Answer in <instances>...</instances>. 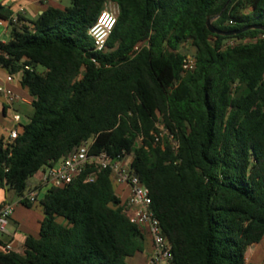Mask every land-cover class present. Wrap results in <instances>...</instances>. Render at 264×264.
Returning a JSON list of instances; mask_svg holds the SVG:
<instances>
[{"label":"trees","instance_id":"1","mask_svg":"<svg viewBox=\"0 0 264 264\" xmlns=\"http://www.w3.org/2000/svg\"><path fill=\"white\" fill-rule=\"evenodd\" d=\"M227 1L71 0L19 27L0 0L12 26L0 65L34 97L14 143L0 139V190L43 210L37 235L22 253L0 250V264H129L145 251L109 170L26 198L35 174L88 140L91 154L132 156L175 264H245L264 238V29L224 36L207 21L222 32L264 27V0H232L215 19ZM110 2L117 24L97 52L89 31ZM184 43L195 49L192 71ZM159 122L177 150L156 140Z\"/></svg>","mask_w":264,"mask_h":264},{"label":"built area","instance_id":"2","mask_svg":"<svg viewBox=\"0 0 264 264\" xmlns=\"http://www.w3.org/2000/svg\"><path fill=\"white\" fill-rule=\"evenodd\" d=\"M46 1L51 2L55 0ZM112 6L116 8L113 9ZM118 15V6L112 2L108 3L97 23L90 29L89 35L93 40L95 51L104 52L107 49L108 41L117 24ZM11 21L13 23H18L19 19L15 17L12 18ZM147 44V41H145L137 45L135 47V52L140 51L142 47ZM195 65L196 58L194 54L187 55L184 60V70L192 71ZM0 68H2L1 65ZM26 68L29 69V67ZM16 75L17 74L7 73L5 83L15 82ZM20 79L21 78L18 77L19 82ZM5 83L0 84V95L6 99L7 104L13 105L25 101ZM14 123V127L10 129L7 138H5V147L14 143L20 135L22 125L18 116L14 117ZM157 126L159 134L156 135V140L162 141L164 137H167L177 150L179 145L174 139L173 134H171L161 122H159ZM91 147L92 140L82 142L65 159L42 172L38 186L27 193L26 198L30 202L35 203L42 191L50 188H62L80 177H84L85 182L92 183L100 172L109 170L115 184L127 186L130 190L129 199L125 204L126 215L132 223L138 225L153 241V251L147 264H175L173 246L164 234L160 220L152 208V199L149 189L142 183L138 175L132 169V156L125 155L112 158L107 152L91 154ZM14 211V204L0 206V233L7 232V226Z\"/></svg>","mask_w":264,"mask_h":264},{"label":"crops","instance_id":"3","mask_svg":"<svg viewBox=\"0 0 264 264\" xmlns=\"http://www.w3.org/2000/svg\"><path fill=\"white\" fill-rule=\"evenodd\" d=\"M2 3L12 11V17H18L19 21L17 26H32V22L36 20L47 8L50 6L65 8L63 6L62 0H55L48 2L46 0H1ZM12 31V26L10 22H5L0 20V39L8 40ZM5 37H7L5 39ZM7 71L3 68H0V84L6 82ZM19 75H16V81L13 83H5L10 87L17 95L22 97L25 101L9 105L6 102V99L0 95V139L7 138L10 129L15 125L14 117L18 116L20 118L21 125L25 124L24 116L27 117L30 115L29 107H32V102L34 97L31 96L28 89L22 87L18 81ZM12 115L11 119L9 116ZM27 123V122H26ZM23 128L20 130L22 132ZM41 179V174L38 177V183L33 184L34 186L38 185ZM121 189V193L117 194L121 197L123 202H126L130 196V190L127 186L118 185ZM122 187V188H121ZM0 205L14 204L15 211L12 217L10 218L9 225L14 224L16 229L14 232L7 231L6 233H0V250L5 248H10L18 253H22L25 249V240L29 235H37L39 231V222L43 218V210L39 206H34L36 208L38 217V226L28 225V217L31 216V213L28 211L29 208L19 204L20 198L13 192L7 190H0ZM127 195L123 197V194ZM21 205L27 210L19 209L18 206ZM14 225L11 227L13 228ZM7 226V227H8ZM153 251V241L149 236H146V249L143 253L136 255L128 260L129 264H147L148 259ZM138 256H141L140 259L136 260ZM245 264H264V238L260 243H257L251 246L245 253L244 256Z\"/></svg>","mask_w":264,"mask_h":264},{"label":"rangeland","instance_id":"4","mask_svg":"<svg viewBox=\"0 0 264 264\" xmlns=\"http://www.w3.org/2000/svg\"><path fill=\"white\" fill-rule=\"evenodd\" d=\"M63 1V6H66V7H68V6H71V0H62ZM112 8L113 9H115L116 7L115 6H112ZM181 51L184 53V54H186V55H193L194 53H195V49L191 46V44H189V43H184L183 45H182V48H181ZM38 70L39 71H44V68L43 67H38ZM29 111H30V113H32L33 112V108L32 107H29ZM11 117H12V115H10L9 116V118L11 119ZM28 121V119H27V117L26 116H24V122L26 123ZM41 174V172H38L37 174H35V176L31 179V182L33 183V184H37L38 183V177H39V175ZM122 188V187H121ZM115 189L117 190V192L119 193H121V189H119V186H118V184H115ZM0 195H1V193H0ZM127 195V193L126 194H123V197H125ZM18 208L19 209H22V210H27V208H25V207H23V206H21V205H19L18 206ZM30 213H31V216L30 217H28V221H27V224L29 225H35V227L36 226H38V215H37V211H36V208H31V209H29L28 210ZM12 225H14V224H11V225H9L8 227H7V231H10V232H14L15 231V229H16V227H15V225H14V227L12 228L11 226ZM140 257L141 256H138V258H136V260L138 259H140Z\"/></svg>","mask_w":264,"mask_h":264},{"label":"water","instance_id":"5","mask_svg":"<svg viewBox=\"0 0 264 264\" xmlns=\"http://www.w3.org/2000/svg\"><path fill=\"white\" fill-rule=\"evenodd\" d=\"M231 1H232V0H228V1H227L226 5L224 6V8H223V10H222V13H221L219 16H217L215 19L219 18V17L224 13V11L227 9V7H228L229 4L231 3ZM213 21H214V19H210V18H209L208 21H207V26H208L209 31L212 32V33H215V34H218V35H224V36H234V35H239V34L245 32V31L253 30V29H264V27H262V26H249V27H247V28H245V29H243V30H239V31H234V32H222V31H220V30H218V29H216V28L214 27V25H213ZM6 38H7V37H5V39H6ZM4 41H6V40H4Z\"/></svg>","mask_w":264,"mask_h":264}]
</instances>
